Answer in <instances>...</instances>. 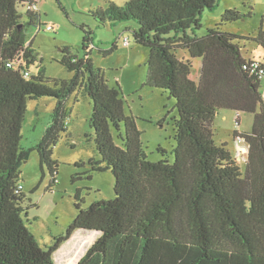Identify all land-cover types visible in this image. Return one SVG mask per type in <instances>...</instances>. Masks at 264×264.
Listing matches in <instances>:
<instances>
[{
  "label": "trees",
  "instance_id": "obj_1",
  "mask_svg": "<svg viewBox=\"0 0 264 264\" xmlns=\"http://www.w3.org/2000/svg\"><path fill=\"white\" fill-rule=\"evenodd\" d=\"M37 3L0 0V264H56L54 252L79 229L100 235L78 264H264L262 83L248 68L256 57H244L237 41L247 37L223 31L220 24L199 35L203 12L216 8L219 0L109 1L92 12L103 25L137 22L134 38L150 50L145 84L176 98L173 162L162 146L164 157L149 159L135 115L126 114L121 86H109L91 57L92 28L82 26L83 56L70 47L62 50L60 62L72 77L51 79L44 68L31 73L29 66L38 57L32 42L27 43L26 27L41 24L40 11L33 8ZM21 6L28 22L22 20ZM241 16L228 8L223 18ZM257 41L264 47L263 31ZM181 48L202 58L198 82L191 77V60L178 57ZM78 89L93 101L90 124L101 158L89 162L94 170L113 171L115 196L83 206L78 191L75 219L46 248L27 226L20 172L37 150L52 183H58L53 145L68 127L67 101ZM40 96L55 97L56 105L41 140L27 148L21 141L28 99ZM222 108L255 114L251 131H234L248 144L244 172L228 144L214 138L213 120Z\"/></svg>",
  "mask_w": 264,
  "mask_h": 264
},
{
  "label": "rangeland",
  "instance_id": "obj_2",
  "mask_svg": "<svg viewBox=\"0 0 264 264\" xmlns=\"http://www.w3.org/2000/svg\"><path fill=\"white\" fill-rule=\"evenodd\" d=\"M37 1L41 24H27L26 27L27 43L32 42V48L38 57L29 66L31 73L37 74L44 68L46 76L51 79L72 77L74 73L60 62L62 50L70 47L73 53L83 56L82 42L85 32L82 26L92 28L95 48L91 57L96 67L102 70L109 86H121L126 114L135 115L149 159L157 161L163 158L164 154L159 150V146H162L167 151L169 161L173 162L176 145L174 117L178 114L176 98L161 88L145 84L150 50L138 44L134 38L137 22L131 20L103 25L92 14L94 10L109 5V1L125 5L128 0ZM228 8L239 10L242 16L234 20H224L223 16ZM19 10L23 14L22 20L28 22L26 7L21 6ZM201 19L202 26L197 29L199 35L206 34L208 28L220 24L223 31L247 37L237 39L242 45L244 57H263L264 47L257 41V37L264 32V0H219L216 8L203 12ZM49 25L53 27L52 30L48 29ZM125 36L130 38L128 46L123 42ZM114 44L117 47L111 50ZM189 53L187 49L181 48L177 55L184 60H191V77L198 82L202 58L192 57ZM67 103L71 107L67 118L68 127L53 145L54 158L59 162L58 183H52L51 171L47 165L42 167L37 150L30 153L20 172V182L26 193L23 204L28 208L27 226L46 248L54 242L55 237L65 234L68 225L75 219V196L78 191L84 199L83 206L101 198L115 196L113 171L94 170L89 162L92 158H101L95 144V130L90 124L92 99L84 89H78L69 97ZM55 105L56 98L51 96L28 99V110L22 127L21 143L24 147L30 148L41 140L46 127L52 121ZM239 113L238 122L236 110L220 109L213 120V132L217 143L228 144L227 148L244 172L247 154L242 151L245 150V142L234 136V131H251L255 114L243 111ZM113 133L121 145L123 140L118 135L119 130L114 129ZM97 236V231L77 230L54 252L56 264H78Z\"/></svg>",
  "mask_w": 264,
  "mask_h": 264
},
{
  "label": "built area",
  "instance_id": "obj_3",
  "mask_svg": "<svg viewBox=\"0 0 264 264\" xmlns=\"http://www.w3.org/2000/svg\"><path fill=\"white\" fill-rule=\"evenodd\" d=\"M36 6L37 5L34 4L33 8H36ZM48 29L52 30L53 27L49 25ZM123 42H124L125 46L130 45V39L128 37H125ZM248 68H250L251 72L255 73L258 76L259 80L261 81V83H262L261 90H262V94L264 96V60H259L258 58H252L248 64ZM25 74L28 75L30 73L28 70H26ZM239 116H240V113H238L237 119L239 118ZM239 138L242 139V137H240V136H239ZM242 141H244V139H242ZM244 146H245L244 147L245 150L244 151L240 150V151L244 152L245 154H248V144L245 142ZM246 160H247V158H246ZM22 187H23V185L20 186V188H22Z\"/></svg>",
  "mask_w": 264,
  "mask_h": 264
},
{
  "label": "crops",
  "instance_id": "obj_4",
  "mask_svg": "<svg viewBox=\"0 0 264 264\" xmlns=\"http://www.w3.org/2000/svg\"><path fill=\"white\" fill-rule=\"evenodd\" d=\"M251 57H256V58H258V56H255V55H252ZM263 58V57H262ZM98 232V231H97ZM98 235H100V233L98 232Z\"/></svg>",
  "mask_w": 264,
  "mask_h": 264
}]
</instances>
